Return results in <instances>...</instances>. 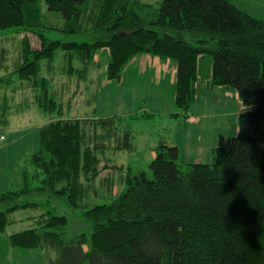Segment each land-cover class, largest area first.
<instances>
[{
    "label": "trees",
    "instance_id": "1",
    "mask_svg": "<svg viewBox=\"0 0 264 264\" xmlns=\"http://www.w3.org/2000/svg\"><path fill=\"white\" fill-rule=\"evenodd\" d=\"M39 1L0 0V82L14 76L31 93L5 98L25 95L50 117L20 186L0 195V233L10 214L40 211L34 227L8 235L11 248L45 253L47 264H264V12L238 0H43L64 20L53 28ZM204 54L210 85L232 88L246 108L236 132L205 162L180 161L178 147L157 138L144 169L107 155L139 151L123 117H66L76 93L60 99L55 73L40 66L59 55L87 92L101 63L107 80H121L144 57L167 61L173 102L189 120ZM103 170L115 178L98 185Z\"/></svg>",
    "mask_w": 264,
    "mask_h": 264
},
{
    "label": "rangeland",
    "instance_id": "2",
    "mask_svg": "<svg viewBox=\"0 0 264 264\" xmlns=\"http://www.w3.org/2000/svg\"><path fill=\"white\" fill-rule=\"evenodd\" d=\"M137 1L157 8L162 0ZM238 1L249 9L260 11V14L264 12V0ZM39 2L45 14L44 22L54 26L53 28H61L64 20L60 14L48 12L43 0ZM49 35H53V38L62 36L54 32ZM28 36L31 47L38 48L36 37L30 34ZM197 58V77L192 81L195 98L186 113L191 115L189 120L185 119V111L173 102L176 91L169 74L166 73L165 67H169L167 61L157 60L150 63L149 58L144 57V66L127 65L130 67L123 72L121 80H107L105 64L101 63L98 72L89 77V81L92 78V86L87 92L83 90V83H76L74 78L65 76L66 63L63 61L60 64L62 60L59 55L53 63L42 61L40 66L45 75L55 73L56 78L53 79L56 85L53 87L60 99L65 100L70 94L76 93L66 117H123L133 132V144L139 151L131 154L118 152L113 156L108 152L107 155L111 162L131 163L137 169H144L151 158L150 153L157 138L176 145L180 161L205 162L209 160L212 150L219 142L222 141L228 147L230 138L236 132L237 115L246 111V108L242 106L232 88L210 85V78H206L205 71L211 68V56L204 54ZM171 65L174 67L173 63ZM12 77L10 83L0 82V104L6 113V124L0 126V134L4 136L0 139V195L20 186L21 172L38 146V128L50 121L48 114L41 112L30 102L31 98L24 95L19 101V93L13 96L16 102L5 98V94H12L15 89L23 90V94L26 91L31 96L30 89L26 90V84H18L14 76ZM110 172L103 170L94 183L100 185V181L108 179V176L110 179L115 178ZM95 200L102 202L110 199L100 196ZM61 209L64 211L63 207ZM39 212L38 209H24L9 215L12 223L0 233V264H47L45 253L11 248L8 241V235L34 227L36 218L30 217H36ZM64 213L67 216V212ZM57 214L62 215V212L58 211Z\"/></svg>",
    "mask_w": 264,
    "mask_h": 264
},
{
    "label": "crops",
    "instance_id": "3",
    "mask_svg": "<svg viewBox=\"0 0 264 264\" xmlns=\"http://www.w3.org/2000/svg\"><path fill=\"white\" fill-rule=\"evenodd\" d=\"M143 62V61H142ZM150 63L152 62V63H155V62H157V60L156 59H154L153 61H149Z\"/></svg>",
    "mask_w": 264,
    "mask_h": 264
},
{
    "label": "built area",
    "instance_id": "4",
    "mask_svg": "<svg viewBox=\"0 0 264 264\" xmlns=\"http://www.w3.org/2000/svg\"><path fill=\"white\" fill-rule=\"evenodd\" d=\"M0 139H3V136L2 135L0 136Z\"/></svg>",
    "mask_w": 264,
    "mask_h": 264
}]
</instances>
